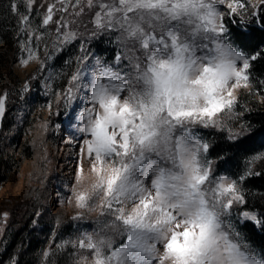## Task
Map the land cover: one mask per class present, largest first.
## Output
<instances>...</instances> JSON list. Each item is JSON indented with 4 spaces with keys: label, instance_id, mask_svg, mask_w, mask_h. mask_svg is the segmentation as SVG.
I'll use <instances>...</instances> for the list:
<instances>
[{
    "label": "clouds",
    "instance_id": "9594fccd",
    "mask_svg": "<svg viewBox=\"0 0 264 264\" xmlns=\"http://www.w3.org/2000/svg\"><path fill=\"white\" fill-rule=\"evenodd\" d=\"M84 2L90 27H66L18 65L36 75L79 41V52L54 69L62 73L59 89L49 88L51 102L40 106L64 113L56 128L67 122L65 143L78 148L59 188L49 186L52 121L29 132L42 154L27 173L25 196L37 207L58 205L59 241L33 253L35 264H264L244 231L246 213L264 216V196H253L264 186L249 184L264 180V147L242 153L231 172L220 165L233 152L213 155L258 127L236 111L241 89L251 86L234 75L243 68L236 54L247 53L227 21L238 15L247 23V10L233 13V0ZM93 43L108 50L92 52ZM173 236L182 256L168 251Z\"/></svg>",
    "mask_w": 264,
    "mask_h": 264
},
{
    "label": "rangeland",
    "instance_id": "374dc122",
    "mask_svg": "<svg viewBox=\"0 0 264 264\" xmlns=\"http://www.w3.org/2000/svg\"><path fill=\"white\" fill-rule=\"evenodd\" d=\"M237 2L238 0H233L234 6ZM12 4H16V12L12 11ZM6 5H8L9 12L6 11L7 14L0 17V96L6 95L5 112L0 126V253L6 247L7 229L11 220L14 219V212L18 211L20 205L25 201H32L25 196V193L29 191L27 173L31 170L33 161L38 160L42 153L38 147L31 144L30 130H34V125L45 118L52 121L54 130L45 137V143H47L49 153L56 165V173L49 184L51 188H59L61 178L68 176L76 162V151H78L74 142L65 143V140L68 139L65 135L67 122L63 124V131L56 128L64 120V113L54 112L53 115H48L40 106L48 105L51 102L49 88L53 91L59 89L62 73L54 71V69H59L67 57L79 52V41L62 48L54 62L46 63L36 75H32L30 71L25 74L26 70L21 69L18 65L23 59H28L26 49H30L33 54L42 53L46 47L45 42L53 41V34L59 35L68 26H79L82 29L88 25V21L93 15L84 0H81L80 5L76 4V0H67L64 4L58 0H34L31 9H29L28 0H9L6 1ZM49 5H54L53 20L49 25L44 26L42 21L47 14ZM246 5V8L240 10H247V23L240 16L231 15L227 18L228 24L232 23L236 27L241 25L246 29L245 31L252 25L261 26L260 15L261 11H264V3L254 6L253 0H246ZM65 8L67 11L63 10ZM25 15L29 17L30 24L23 23L22 17ZM88 26L90 27V25ZM89 50L103 53L108 49L101 43H93L89 45ZM252 55L258 56L257 53ZM252 55L247 54L249 58ZM251 66L252 64L246 73L249 77L247 82L251 86L250 90L241 89L236 106V111L243 114L241 120L247 125L246 114L252 105H264V94H261V90H252ZM22 84L26 85L27 92H21ZM22 95L23 99H21ZM253 137L252 151L264 147V135L256 133ZM227 146L232 147L233 145L221 143L216 147ZM243 164L250 166L251 158L244 160ZM223 166H221V170L227 171L228 167ZM228 170L231 172L234 169ZM35 207L38 210V215L48 212V216L52 218L53 229L46 247L48 245L55 247L59 241L54 221V217L57 215V201L53 199L50 206ZM247 219L256 228L262 224V216L259 214H256L255 221ZM67 231L69 229H65V232Z\"/></svg>",
    "mask_w": 264,
    "mask_h": 264
},
{
    "label": "trees",
    "instance_id": "16d2710c",
    "mask_svg": "<svg viewBox=\"0 0 264 264\" xmlns=\"http://www.w3.org/2000/svg\"><path fill=\"white\" fill-rule=\"evenodd\" d=\"M6 1L9 0H0V17L6 15V11L9 12ZM261 15H264V11H261ZM260 25V27L252 25L249 26L247 31L243 30L247 34L248 39L241 44L236 39L237 34L242 31L241 28L236 27L232 23L228 24L231 28V39L233 42L249 55L258 54L257 59L251 61L250 76L252 78V90H261V94H264L262 93L264 92L262 91L264 90V22L261 19ZM246 119L248 126H258L253 135L248 136V138L232 147H216L213 149L214 155L225 150L233 152V155L223 162L220 168L224 165L228 169H235L239 156L242 153H248L253 150V147H251L252 141H254L253 136L256 133L264 135V105H252V108L246 114ZM228 169L226 170L229 171ZM249 184L256 187L264 186V180H249ZM253 196H264V192H254ZM261 210L264 211V209ZM13 215L14 219L11 220L7 229L6 247L0 253V264H35L33 253H36L38 256L40 254L38 250H44L48 244L50 233L53 229L52 218L48 216V212L38 215V210L32 201H25ZM262 224H264V216H262ZM253 225L251 222L246 224L244 231L247 233V237L252 244L264 251V230H257L258 228L253 227Z\"/></svg>",
    "mask_w": 264,
    "mask_h": 264
},
{
    "label": "snow or ice",
    "instance_id": "6c2138e0",
    "mask_svg": "<svg viewBox=\"0 0 264 264\" xmlns=\"http://www.w3.org/2000/svg\"><path fill=\"white\" fill-rule=\"evenodd\" d=\"M34 0H28V6H29V9H31L32 7V4H33ZM58 2H60L61 4H64L67 2V0H58ZM76 4L77 5H80L81 4V0H76ZM246 0H238L237 3H235V6H234V3L231 5V11L233 13L236 12V9L237 8H240V9H243V8H246ZM12 11L13 12H16L17 11V6L16 4H12ZM53 9H54V5H49L48 8H47V14L44 16L43 18V21H42V24L44 26H47L49 25L50 22H52L53 20ZM64 11H67V9H63ZM260 19L262 22H264V15H261L260 16ZM22 21L24 24H30V20H29V17L27 15L23 16L22 17ZM22 31H24V29H21ZM33 31H36V30H33ZM221 32L224 31V27L223 25H221V29H220ZM66 39L68 38V36L66 35L65 37ZM37 39H39V37H37ZM236 39L241 43L243 44L247 39H248V36L246 33H244L243 31L239 32L237 34V37ZM28 51V59H31L32 56H33V52L30 50V49H26ZM236 58L237 59H240L243 61V68L241 71L239 72H235L234 75L236 76L237 78V81H244L245 83L248 81L249 77L248 75L246 74L247 73V70L249 69L250 67V60L251 61H254L257 59V56L256 55H252L250 58L247 56V57H244V56H241L239 54H236ZM22 63L26 64L28 62L27 59H23L21 61ZM5 99H6V96H0V117L3 116L4 114V109H5ZM229 103H231V101H229ZM207 146H205L206 148ZM248 218H250L251 220H256V216L253 214V215H249V214H245ZM5 216H7V213H5ZM259 223V221H258ZM191 235V233L189 232H186L185 233V236L186 238L189 237ZM168 251L170 254H175L177 256H182L184 253L183 251H181V247L179 244H177L176 242V237L173 236V239L172 241L169 242L168 244Z\"/></svg>",
    "mask_w": 264,
    "mask_h": 264
},
{
    "label": "water",
    "instance_id": "95a60500",
    "mask_svg": "<svg viewBox=\"0 0 264 264\" xmlns=\"http://www.w3.org/2000/svg\"><path fill=\"white\" fill-rule=\"evenodd\" d=\"M3 96H6V95H3ZM2 120H3V117H0V126L2 124Z\"/></svg>",
    "mask_w": 264,
    "mask_h": 264
}]
</instances>
